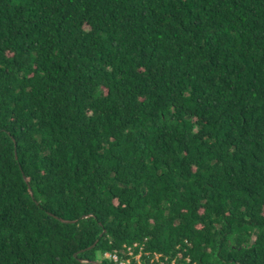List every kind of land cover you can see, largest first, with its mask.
Masks as SVG:
<instances>
[{
	"label": "trees",
	"instance_id": "trees-1",
	"mask_svg": "<svg viewBox=\"0 0 264 264\" xmlns=\"http://www.w3.org/2000/svg\"><path fill=\"white\" fill-rule=\"evenodd\" d=\"M136 243L264 264V0H0V264Z\"/></svg>",
	"mask_w": 264,
	"mask_h": 264
},
{
	"label": "built area",
	"instance_id": "built-area-1",
	"mask_svg": "<svg viewBox=\"0 0 264 264\" xmlns=\"http://www.w3.org/2000/svg\"><path fill=\"white\" fill-rule=\"evenodd\" d=\"M161 255L154 254L152 257L144 250V245L139 243L133 246H125L121 253H108L103 255V259L112 264H153L154 261H160Z\"/></svg>",
	"mask_w": 264,
	"mask_h": 264
},
{
	"label": "water",
	"instance_id": "water-1",
	"mask_svg": "<svg viewBox=\"0 0 264 264\" xmlns=\"http://www.w3.org/2000/svg\"><path fill=\"white\" fill-rule=\"evenodd\" d=\"M32 195H33V193H32ZM91 249H92V248H91ZM91 249H90V250H91Z\"/></svg>",
	"mask_w": 264,
	"mask_h": 264
}]
</instances>
